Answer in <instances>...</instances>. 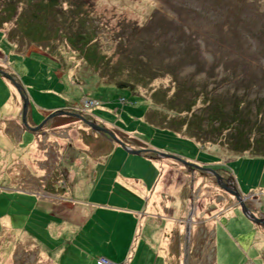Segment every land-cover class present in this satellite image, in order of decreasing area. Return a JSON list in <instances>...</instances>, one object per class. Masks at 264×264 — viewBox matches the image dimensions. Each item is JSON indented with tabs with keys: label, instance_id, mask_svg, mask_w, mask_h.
Returning a JSON list of instances; mask_svg holds the SVG:
<instances>
[{
	"label": "rangeland",
	"instance_id": "rangeland-1",
	"mask_svg": "<svg viewBox=\"0 0 264 264\" xmlns=\"http://www.w3.org/2000/svg\"><path fill=\"white\" fill-rule=\"evenodd\" d=\"M83 1L55 9L62 26L56 31L55 20L45 19L34 42L5 23L0 70L28 97L30 127L55 112L43 116L37 108L68 105L143 151L129 153L63 114L20 139L14 133L23 98L0 74V264H95L99 257L117 264H264V224L246 216L212 173L264 218V143L255 141L264 110L257 119L254 113L264 86L235 79L264 72V0ZM80 16L88 20L79 24ZM122 19L138 32L162 20L163 32L150 42L163 50L130 39L123 51L116 34ZM218 47L229 59L224 54L216 64ZM119 80L133 86L118 87ZM88 100L97 104L86 108ZM216 113L226 126L208 127L206 117ZM233 125L249 137L230 141ZM8 126L12 132L3 131Z\"/></svg>",
	"mask_w": 264,
	"mask_h": 264
},
{
	"label": "trees",
	"instance_id": "trees-1",
	"mask_svg": "<svg viewBox=\"0 0 264 264\" xmlns=\"http://www.w3.org/2000/svg\"><path fill=\"white\" fill-rule=\"evenodd\" d=\"M16 1L17 0H3V6H0V38H1V36L4 35V32H5L2 30L3 25L9 21H13L15 24L14 29L16 30L18 28L19 32L21 31L20 32L21 35H23L28 41H32V42H34V40L38 38V35L43 32L42 30L44 28L41 27V22L45 26V24H44L45 19L52 18L55 20V21L52 20V22H53V24H55L54 30H56V31L59 29L60 26H62V23L57 21V19L59 18V15H56V13H54V10L55 9L57 10L59 8V6L62 7V4L64 2H67L68 4L70 2H74L75 7H77V6L82 7L84 4L87 3V1H83V0H80V1L76 0L77 2L72 1V0H34L33 3L28 2V3L24 4V6L20 7V6H18ZM80 10H81V8H80ZM85 16H82V17L80 16L79 24H83L84 19H85V21L88 20L85 18ZM69 23H70V21H67V24H63V25H68ZM124 24H129V25H125V26L128 29L130 28V31H132L133 33H134L133 30H136V32L134 34H125V33L122 34V31H124L125 28L123 27L124 29L122 31L120 28L122 26H124ZM217 24H219V23H217ZM165 25L166 24L161 20L160 22H158L156 24V26H153V27H147L146 26L142 31L138 32L139 27L137 25H135L134 21H132L130 19H122L121 21H119L116 24V26L118 27L116 29V32H118V33H116V34L119 35V33H121L119 36H121L122 38L119 37V38H121L119 43L121 44L123 42L122 43L123 44V51L126 48V43H127L124 40H127L129 42L130 39H132V40H137L138 42L141 41L140 42L141 47H139V48H143V45H146L149 48H153L154 51H156V53H158L157 50L159 49L162 51L164 47L160 46L157 41L155 43H151L150 40L152 39V37L159 38L161 32H163V30H164L163 27ZM135 27L138 29H136ZM217 27L219 28V25H217ZM127 28L125 29V32L127 31ZM153 30H154V32L152 33V35L155 32H157V34L154 36L150 35ZM138 38H140V40ZM79 39L83 40V36L82 35L79 36ZM259 43H260L261 47L262 46L264 47L263 40H260ZM227 45H229V44H227ZM133 49H135V48H133ZM153 49H151V50H153ZM232 49L235 51H240L241 46L239 43H234V44H232ZM143 50H144V52L146 51L145 49H143ZM212 51L215 52L214 63H216V64H217V62L223 60L224 54H226L228 59H229V52H227L225 50H221L219 47H218V49L217 48L212 49ZM145 55L147 57H149L147 54H145ZM188 55L190 57L189 61H193L194 60L193 57H191L190 54H188ZM192 55H193V53H192ZM231 57H233L234 59H238L240 61L246 60L244 58V54H241L239 56H237L236 54H231ZM216 64L213 65V67H212L213 69L216 67L215 66ZM223 68L228 70V71H232L230 67H223ZM235 79H237V82L239 81V83L244 85L246 88L251 87V85L264 86V72L259 77H257V76L255 77L251 74L248 75V77H247V76H245V73H241L238 76H236ZM214 80H215V78H212L209 81V83L213 82ZM115 84L118 87H126V85H128L130 87L133 86L132 82L124 81V80L116 81ZM216 106H217L218 110L220 112H222V109H221L222 107L220 106V104H218V102L216 103ZM242 106H243V101L238 103L237 115H239L240 112L242 113V109H243ZM254 110H255L254 113H255V116L257 119L259 117L260 112H262L264 110V94H262L261 96L256 98ZM174 113H176V112H174ZM175 115H177V114H175ZM210 115H212V116L210 117ZM210 115H208L206 117L208 124H211V126H208V127L215 128V127H219L222 124L225 126L227 125V122L222 121L219 114L216 113V114H210ZM210 118H212V119H210ZM235 120H236L235 122H237V124L238 123L241 124L243 122V120L240 117H236ZM241 120H242V122H241ZM235 122H233V123H235ZM234 125H233L234 129L231 131L232 135H231L230 141H232V139H234L237 136L240 137L242 140H243V138L247 139V137H249V136L244 137L241 134L240 130L238 129V126L234 127ZM258 135L259 136L256 138L255 141H257L258 144H263L264 143V138H263L264 132H259Z\"/></svg>",
	"mask_w": 264,
	"mask_h": 264
},
{
	"label": "water",
	"instance_id": "water-1",
	"mask_svg": "<svg viewBox=\"0 0 264 264\" xmlns=\"http://www.w3.org/2000/svg\"><path fill=\"white\" fill-rule=\"evenodd\" d=\"M0 74L3 75L5 78L9 79L12 83H14V85L17 87V89H18L21 97L23 98V106H22V111H21V123H22V126H23L24 130H29V132H36L40 127H42V125L48 119L52 118L53 116H55L57 114L70 115V116H73V117L79 119L80 121H82L83 123H85L87 126H89L90 128H92L93 130L108 135L118 145H120L124 150H126L129 153L139 154V153H141L143 151V149H131L128 145L125 144V142L123 140L119 139L113 132H111L108 129H106L105 127L99 125L94 120L87 119L81 113L69 111V110H66V109L56 110L55 112L50 113L38 126H36V127H30L28 125V122H27V119H26V116H27V113H28V107H29V99L25 95V92H24L23 88L21 87V85L19 83H17L14 80L13 76H11L10 74H8L6 72H3L2 70H0ZM156 153H157L158 156L172 158V159H175V160H177V161H179V162H181L183 164H186L188 166H192L191 165V162H186L185 159H183L182 157H180V156H178L176 154L165 153V152H158V151H156ZM212 173L214 174V176L216 178V182H217V184L220 187H223L226 190L231 191L235 196H237V199L239 201L240 207L243 210V212L246 214V216H248L249 218L254 219L258 223L264 224V218H258V217H256L253 214V212L249 208L246 207V205L244 204L243 200H241L240 195L238 194V192L235 189V187H232V189H229V187L221 180V177L219 175H217L214 172H212Z\"/></svg>",
	"mask_w": 264,
	"mask_h": 264
},
{
	"label": "crops",
	"instance_id": "crops-1",
	"mask_svg": "<svg viewBox=\"0 0 264 264\" xmlns=\"http://www.w3.org/2000/svg\"><path fill=\"white\" fill-rule=\"evenodd\" d=\"M68 107V105H66V106H58V107H56V109L55 108H49V109H42V108H37L41 113H43V116L45 115V114H47V113H49V112H52V111H56V110H58V109H64V108H67ZM33 114H34V110H33V108L32 109H29L28 110V114H27V120H28V123L30 124V125H33L34 124V119H33ZM11 118H13L16 122H18L17 120H16V118H14L13 116L11 117ZM16 122H15V125H16ZM5 124H7V123H5ZM20 125V123H18L17 125H16V132L14 133V134H17L18 135V137L20 138V139H25V136H24V128L22 127V125L21 126H19ZM19 128H18V127ZM118 129H120V130H122L123 132H126V130H124L123 128H118ZM4 132H12L13 131V128H11L10 126H8V127H5L4 128V130H3ZM2 131V132H3ZM5 134V133H4ZM3 134V135H4ZM4 137V136H3ZM2 137V138H3ZM125 142V141H124ZM126 143V145H130V142H125ZM132 143V142H131ZM113 147V146H112ZM111 147V148H112ZM146 190V189H145ZM107 259V258H106ZM111 261V260H110ZM112 262H114L115 264H117L116 263V261H112ZM123 264L125 263V264H127L128 262H127V260H122L121 261ZM94 263L96 264L97 262H95L94 261ZM98 264V263H97ZM128 264H131L130 262L128 263Z\"/></svg>",
	"mask_w": 264,
	"mask_h": 264
},
{
	"label": "built area",
	"instance_id": "built-area-1",
	"mask_svg": "<svg viewBox=\"0 0 264 264\" xmlns=\"http://www.w3.org/2000/svg\"><path fill=\"white\" fill-rule=\"evenodd\" d=\"M97 101L96 100H88V102L85 101V107L87 108L88 104H94L96 103ZM97 104V103H96ZM97 263L98 264H114V262L110 261L109 259H106L104 257H99L97 258Z\"/></svg>",
	"mask_w": 264,
	"mask_h": 264
},
{
	"label": "flooded vegetation",
	"instance_id": "flooded-vegetation-1",
	"mask_svg": "<svg viewBox=\"0 0 264 264\" xmlns=\"http://www.w3.org/2000/svg\"><path fill=\"white\" fill-rule=\"evenodd\" d=\"M101 133V132H100Z\"/></svg>",
	"mask_w": 264,
	"mask_h": 264
}]
</instances>
